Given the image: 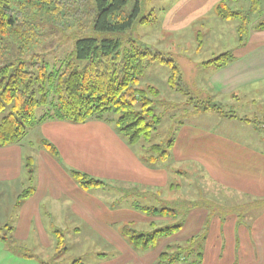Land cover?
I'll return each instance as SVG.
<instances>
[{"label":"crops","instance_id":"obj_1","mask_svg":"<svg viewBox=\"0 0 264 264\" xmlns=\"http://www.w3.org/2000/svg\"><path fill=\"white\" fill-rule=\"evenodd\" d=\"M219 1L180 0L181 15L191 23ZM169 12L164 19L172 27L176 16L168 17ZM235 28L237 32V25ZM229 53L232 59L222 67L200 63L208 77L199 91L230 107L234 115L227 116L230 120L217 118V124L228 125L236 133L207 129L195 120L180 122L167 164H148L142 148L130 145L110 122L99 120L79 124L45 120L29 131V140L0 146V228L10 226L6 230L10 245L22 248L28 254L23 256L29 259L37 249L56 248L55 231L60 230L65 254L74 246L71 239L86 232L83 242L90 241L93 256L87 262L80 258L82 264H159L158 255L168 245L184 242L206 229L200 264H264V206H250L242 219L235 213L238 211L229 209L231 205L217 212L195 204L176 233L146 250L133 246L124 233L125 226L150 232L170 224V218L149 216L140 210L146 205H133L128 200L95 198L90 192L95 188L84 190L69 175L73 168L103 181L96 189L112 187L130 194L158 195L170 190L169 164L192 170L196 166L220 189L243 196L249 205L264 199V136L257 130L264 129V122L259 124L260 118L264 120V30L251 27L244 43L237 40ZM200 116L196 113L193 118ZM32 134L35 142L30 139ZM42 139L54 144L58 157L46 151ZM27 157L34 166L31 181L24 166ZM177 173L181 175L182 169ZM29 186L33 193L15 207L18 194ZM6 242L0 236V255L15 254L4 246ZM8 258H0V264H8Z\"/></svg>","mask_w":264,"mask_h":264},{"label":"trees","instance_id":"obj_2","mask_svg":"<svg viewBox=\"0 0 264 264\" xmlns=\"http://www.w3.org/2000/svg\"><path fill=\"white\" fill-rule=\"evenodd\" d=\"M128 1L0 0V112L9 109L0 119L1 147L22 142L32 128L45 120H63L76 124L89 120L110 122L105 116L108 112H113L119 114L115 120L117 131L130 145L142 148L143 159L148 164L154 165L157 161L163 163L168 160L175 133L165 145H146L160 121L153 109V97L159 91L153 86L140 89L137 84L145 68L157 62L172 68L173 74L169 83L171 87L182 89L179 83L180 70L170 56L137 45L132 37H125L127 43H123L122 35L136 20L140 23L150 21L148 16L139 17L140 0H136L132 11L126 13L124 7ZM227 1H219L214 11L220 19L240 21L237 33L238 42L242 45L249 33L250 13L259 8V2L252 0L251 7L242 12L232 9ZM251 27L254 30H264V17L255 21ZM59 29H74L78 35L85 32L89 35L76 40L75 51L66 64L55 72H48L46 64L38 61L37 56L31 62L9 59L6 56L10 45H16L18 52L22 54L39 46L48 34ZM112 34L120 37H109ZM231 59L232 55L225 52L201 65L222 67ZM77 60H85L84 66L77 68ZM49 88L55 93L54 113L47 112L37 117L36 109L47 105ZM136 103H140V110L135 108ZM200 105L198 110H220L211 101L200 102ZM42 145L50 155L59 156L57 148L47 139H42ZM24 166L28 180L31 181L34 176L31 157L25 159ZM69 175L84 190L104 185L103 181L73 168L69 169ZM175 186L179 187L170 184V188ZM33 191L32 186L23 189L16 198L15 207ZM194 205L186 206L182 217L173 224L155 228L150 232H136L127 225L124 233L134 247L146 250L155 248L163 239L182 227L186 213ZM252 205L264 206V199L255 201L250 204ZM140 210L149 216L170 218L172 221L177 214L175 209L168 207L142 206ZM3 228L5 233L0 236L8 241L10 247L28 256L22 248L10 245L11 236L6 234L10 226L5 225ZM55 235V249L58 254H63L66 251L63 234L56 230ZM205 235L206 229L184 242L168 245L159 253L158 263L200 264ZM72 263L82 264L80 259Z\"/></svg>","mask_w":264,"mask_h":264},{"label":"rangeland","instance_id":"obj_3","mask_svg":"<svg viewBox=\"0 0 264 264\" xmlns=\"http://www.w3.org/2000/svg\"><path fill=\"white\" fill-rule=\"evenodd\" d=\"M136 0H129L124 7V11L129 13L132 11ZM232 9L246 12L252 5V0H228ZM259 8L250 13V23L248 28L252 26L255 20L264 17V0H259ZM141 12L139 17L148 16L150 21L140 23L137 20L133 23L130 29H127L122 35L123 43L126 44L127 37H132L137 45L149 47L152 50L162 52L170 56L180 70V86L171 87L169 81L173 74L172 68L162 63H151L145 68V72L139 79L137 87L146 89L148 86L156 87L159 91L157 96L153 97V109L155 114L160 118L156 129L153 131L147 146L152 144L165 145L175 133L176 126L180 122H192L195 120L199 125L216 131H223L224 133H236L224 124H217L218 119L230 120L226 115H234L230 112V107L223 104L219 100L212 98L208 100L203 96L199 88H204L207 81L208 74L200 63L207 61L220 53L229 52L235 47L238 40V33L236 32V25L239 24L238 19H220L217 17L214 9L206 12L202 17H194L191 23H186V16L181 15L183 9L180 6V0H140ZM218 3V2H217ZM170 11V12H169ZM169 12L168 17L176 16L175 24L167 26L165 23V13ZM249 28V29H250ZM49 30V29H48ZM84 34L78 35L74 29H59L53 30L52 34H48L39 46L32 47L25 53H19L16 45H10L6 56L9 59H20L26 62H31L38 57V61H43L46 64L48 72H55L63 67L68 61L71 54L75 51L76 40L80 37L88 36ZM111 38L120 37L116 34L109 35ZM200 46V47H199ZM85 60H77V68L84 66ZM195 84V85H194ZM198 88V89H197ZM211 101L216 104L220 110H198L201 108L200 102ZM237 104V102H235ZM56 105L55 93L53 89L49 88L47 105L40 106L36 109L37 117L44 113H54ZM135 108L140 110V103L135 104ZM8 108L0 112V119L8 113ZM237 108L235 113H237ZM206 112V113H203ZM199 113L202 116L193 118V115ZM119 114L108 112L105 116L108 121L114 126L115 120ZM237 115V114H236ZM219 116V117H218ZM242 119V118H241ZM260 123L264 122L260 118ZM258 124V123H257ZM258 126V125H256ZM116 127V126H115ZM258 133L264 136V129L257 128ZM32 142L36 141V136L31 135ZM38 139V138H37ZM29 140L27 137L23 140ZM38 142L35 143L37 145ZM144 153V151H143ZM159 165L167 164L165 162L157 161ZM170 183L179 185V187L170 188L161 194L144 195L140 193L130 194V191L120 190L112 187L91 189L93 196L102 200L116 201L128 200L131 204H141L151 207H168L176 210L177 214L173 217L170 224L178 221L185 212V207L189 204L206 205L213 211H224L225 206L231 205L229 208L241 218L246 215L249 208V201L243 196L227 193L214 184L211 179L200 171L196 166L193 170L189 166L176 165L172 167L169 164ZM177 169H182L181 175L177 173ZM127 193L126 195L124 194ZM129 193V195H128ZM127 201V202H128ZM261 206L260 208H262ZM258 209V208H257ZM187 215V213H186ZM185 215V218H186ZM4 234L3 228H0ZM86 232L80 233L79 236L73 237V248L68 250V253L58 254L57 249H37L33 256L25 258L23 252L16 253V249L9 246L8 242L4 243L5 247L11 252L16 251L15 254L7 256L1 253L0 258L7 260L8 264H43L54 263L70 264L71 261L82 259L87 262L93 256L90 252V241H84ZM9 247V248H8ZM67 251V250H66ZM90 253L81 256L82 253Z\"/></svg>","mask_w":264,"mask_h":264}]
</instances>
